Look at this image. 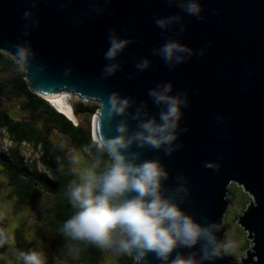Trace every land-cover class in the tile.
Instances as JSON below:
<instances>
[{
  "label": "water",
  "instance_id": "95a60500",
  "mask_svg": "<svg viewBox=\"0 0 264 264\" xmlns=\"http://www.w3.org/2000/svg\"><path fill=\"white\" fill-rule=\"evenodd\" d=\"M201 4L203 20L168 0H0V52L15 59L16 45L30 50L32 67L24 70L26 81L47 101L70 94L98 104L101 111L108 97L118 93L132 102L130 114L144 104L147 118L159 122L161 108L149 91L172 83V95L186 94L189 106L182 109L176 141L181 147L170 156L152 148L133 146L130 151L142 153L137 163L157 160L168 171L166 197L177 188L178 177L185 178L189 191L177 203L202 225L219 223L217 238L222 244L229 230L224 217L231 203L230 186L244 187L254 203L237 224L253 240L249 257L239 262L221 250L219 258L204 264H264V0ZM26 11L34 13L32 21L25 20ZM174 15L183 18L182 33L181 25L167 31L157 27L156 19ZM109 30L131 43L115 61L120 70L105 77L104 67L111 63L104 57ZM170 39L195 53L175 68L153 54ZM144 59L150 68L139 72L136 64ZM122 120L130 131L138 130L139 121L131 115L118 116L111 125L105 122L104 135L116 136L115 127ZM206 163L218 170L206 168ZM178 253H197L199 258L200 246L178 248L173 256ZM129 256L134 264H162L155 254L143 261Z\"/></svg>",
  "mask_w": 264,
  "mask_h": 264
},
{
  "label": "clouds",
  "instance_id": "9594fccd",
  "mask_svg": "<svg viewBox=\"0 0 264 264\" xmlns=\"http://www.w3.org/2000/svg\"><path fill=\"white\" fill-rule=\"evenodd\" d=\"M168 2L179 6L188 15L205 19L201 0ZM93 11L102 10L95 8ZM33 16L31 11L24 13L25 20L32 21ZM155 23L165 31L175 25H181V33L185 30L182 26L183 18L179 15L159 18ZM24 34L30 35L27 31ZM108 41L110 46L104 57L111 63L104 67L105 77L120 70L121 66L115 61L131 43L121 39L114 30H109ZM15 47V59L20 71L29 70L32 67L30 50L22 44ZM153 54L159 56L169 68H175L195 53L192 48L170 39L154 49ZM200 55H204L203 49ZM149 68L150 61L147 59L136 64L139 72ZM70 71L66 75H70ZM173 91L172 83H163L148 93L153 103L161 108L159 122L156 118H147L144 104L139 105L134 114H130L128 110L132 102L118 93L108 97L107 107L102 102V110L94 116L96 131L92 143L99 153H107L111 163L100 174L94 168L72 169L79 183L73 182L68 194L78 210L60 228L65 238L75 242H89L106 249L115 245L120 252L135 254L140 261L149 254H155L162 264H204L205 261L220 257L223 244L218 240L217 233L221 225H202L187 215L177 203L178 200L183 202L189 191L185 178L178 177L177 188L166 197L164 181L169 179L168 171L157 160L137 163L142 153L130 151L136 146L139 149L163 150L170 156L181 147L176 141L183 118L182 109L189 106V101L186 94L172 95ZM127 115L139 121L137 131H130L127 120H122L115 127L116 136L104 135L105 122L111 125L116 117ZM183 131L187 132L188 129ZM73 163H78L75 157ZM205 167L218 170V166L212 163H206ZM131 193L135 195L129 198ZM198 245L199 258L197 253L188 256L178 253L173 256L178 248L192 249ZM68 247L73 255H78L81 250L77 244H69ZM18 258L22 259L23 264H46L43 254L36 251L21 252Z\"/></svg>",
  "mask_w": 264,
  "mask_h": 264
},
{
  "label": "trees",
  "instance_id": "16d2710c",
  "mask_svg": "<svg viewBox=\"0 0 264 264\" xmlns=\"http://www.w3.org/2000/svg\"><path fill=\"white\" fill-rule=\"evenodd\" d=\"M15 101L22 103L21 111L25 117L17 118L6 108L7 103ZM74 108L78 117L83 116L80 122L35 94L17 61L0 52V176L4 175L10 197L22 209L38 207L44 214L43 231L39 234L37 229L35 242L26 237L28 224L20 222L13 233L15 250L18 255L36 251L42 253L45 260L48 254L55 257L56 264H103L108 255L115 256L119 264H134L135 259L120 252L115 245L106 249L89 242H75L60 232L63 223L78 210L68 194L70 185L79 183L78 176L72 171L74 167L78 168L73 163L76 152L80 151L91 162L97 174L111 163L107 153H99L92 143L94 132L90 117L100 106L80 100ZM25 147L34 153L27 155ZM239 187L248 193L244 187ZM229 192L232 194L231 187ZM248 237L249 253L253 241L249 234ZM69 244L79 246L78 255L70 253ZM7 250L3 246L0 255Z\"/></svg>",
  "mask_w": 264,
  "mask_h": 264
},
{
  "label": "rangeland",
  "instance_id": "374dc122",
  "mask_svg": "<svg viewBox=\"0 0 264 264\" xmlns=\"http://www.w3.org/2000/svg\"><path fill=\"white\" fill-rule=\"evenodd\" d=\"M70 108L61 110L69 117L76 119L80 122L83 119L76 114L74 106L80 98L78 96H71L70 94L64 95ZM22 103L15 101L12 103H7L6 108L17 118L25 117L24 113L21 111ZM59 110V109H58ZM91 122L94 124V116L90 117ZM85 120V118H84ZM25 153L30 155L34 151L25 147ZM75 158L78 163H76L78 169L85 170L92 168L91 162L79 151L76 152ZM0 250L3 246L7 247L8 250L4 255H0V264H23L22 259H19V255L15 250V245L13 241V233L16 231L17 227L20 225L21 221L28 224L26 237L30 242H35V232L41 233L43 231L41 220L44 217L43 212L38 208L22 209L12 198L10 197L11 191L7 188L5 183V177L1 174L0 176ZM3 181V182H2ZM237 185V186H236ZM240 186V185H239ZM238 184L233 183L231 187L230 207L228 212L224 217L225 224L228 225L229 230L226 233L225 241L221 250L230 258L237 261H241L246 258L249 249V237L246 231L241 225L237 224V221L243 217L244 211H248L251 204L254 203V198L251 194L246 193L241 189ZM37 234V235H39ZM253 241V240H252ZM252 250V247L250 251ZM49 257V258H48ZM55 257L48 256L46 264H56L54 261ZM103 264H119L116 261L115 256L108 255Z\"/></svg>",
  "mask_w": 264,
  "mask_h": 264
},
{
  "label": "bare ground",
  "instance_id": "6f19581e",
  "mask_svg": "<svg viewBox=\"0 0 264 264\" xmlns=\"http://www.w3.org/2000/svg\"><path fill=\"white\" fill-rule=\"evenodd\" d=\"M49 101L52 104H54L55 107H57V108H59L61 110H64V109L66 110V109L70 108V104L68 103V101L66 100V98L64 97V95H61V96H59L57 98L49 99Z\"/></svg>",
  "mask_w": 264,
  "mask_h": 264
}]
</instances>
